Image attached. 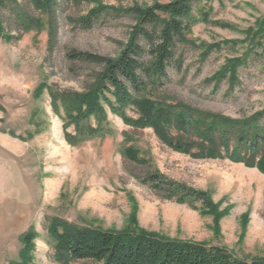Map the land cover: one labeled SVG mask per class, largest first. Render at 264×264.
I'll return each mask as SVG.
<instances>
[{
    "label": "rangeland",
    "instance_id": "374dc122",
    "mask_svg": "<svg viewBox=\"0 0 264 264\" xmlns=\"http://www.w3.org/2000/svg\"><path fill=\"white\" fill-rule=\"evenodd\" d=\"M169 1L58 0L53 45L46 14L39 15L41 26L20 34L10 11L0 9L11 32L0 35V264L18 258L32 226V264H59L48 235L53 217L222 246L248 262L264 258V173L256 167L172 150L152 128L127 125L107 106L106 135L79 139L75 123L65 127L63 102H53L52 91L84 92L102 69L70 53L116 56L135 22L125 11ZM18 2L38 16L26 0ZM97 8L121 13L88 29L74 22ZM188 39L180 48L182 68L168 70L165 98L234 118L264 108V0H200ZM127 114L137 116L131 108ZM86 124L98 122L91 116ZM128 147L145 163L127 160ZM150 170L205 191L215 210L162 198L140 179Z\"/></svg>",
    "mask_w": 264,
    "mask_h": 264
},
{
    "label": "trees",
    "instance_id": "16d2710c",
    "mask_svg": "<svg viewBox=\"0 0 264 264\" xmlns=\"http://www.w3.org/2000/svg\"><path fill=\"white\" fill-rule=\"evenodd\" d=\"M37 11L31 15L18 0H0V9H8L19 33L42 25L40 14L47 15L50 42L58 33V0H26ZM200 0H172L143 7L134 5L125 13L134 24L127 43L114 56L73 52L78 60L95 61L102 69L84 92H65L51 96L55 106L61 100L66 113L65 127L75 123L79 139L106 135L107 106L134 128H152L160 141L172 150L196 158H223L256 167L264 173V108L248 117L234 118L199 109L184 101L165 98L162 89L169 80L170 67L181 69L182 46L189 45L188 32L194 7ZM121 11L93 9L74 22L84 29ZM11 34L0 14V35ZM211 82V81H207ZM233 88V87H231ZM134 109L136 117L127 109ZM93 116L98 125L86 124ZM69 141L74 143V138ZM127 160L144 164L138 150L128 147ZM142 183L162 198L187 203L197 208L215 210L205 191L176 182L158 170L140 178ZM48 235L54 241L59 264H264V258L245 261L225 247L200 242L178 241L156 233L130 228L111 231L80 226L60 218L48 219ZM37 233L32 226L22 234V248L17 259L8 264H32Z\"/></svg>",
    "mask_w": 264,
    "mask_h": 264
}]
</instances>
